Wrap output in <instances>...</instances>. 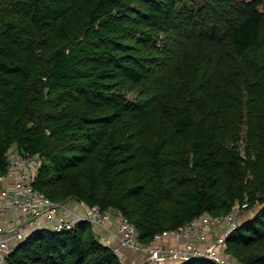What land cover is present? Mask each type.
Returning <instances> with one entry per match:
<instances>
[{
  "label": "trees",
  "instance_id": "trees-1",
  "mask_svg": "<svg viewBox=\"0 0 264 264\" xmlns=\"http://www.w3.org/2000/svg\"><path fill=\"white\" fill-rule=\"evenodd\" d=\"M263 4L0 0V173L13 146L39 155L37 189L121 212L143 244L248 201L227 252L264 264ZM8 261L124 264L87 221Z\"/></svg>",
  "mask_w": 264,
  "mask_h": 264
},
{
  "label": "built area",
  "instance_id": "built-area-1",
  "mask_svg": "<svg viewBox=\"0 0 264 264\" xmlns=\"http://www.w3.org/2000/svg\"><path fill=\"white\" fill-rule=\"evenodd\" d=\"M8 161V171L0 173V264H9L14 247L41 229L71 230L80 221L89 222L97 235L109 229L108 224L113 219L111 211L103 212L98 206L90 207L80 201L84 212L78 213L69 201L55 202L35 187L42 164L39 155H23L13 146L8 151ZM248 206L245 201L223 216L205 213L177 229L156 234L149 244L141 242L136 227L118 212L116 227L102 242L118 255L122 249L141 253L145 261L140 264H178L198 259L230 264L225 258L227 238L240 224L242 212Z\"/></svg>",
  "mask_w": 264,
  "mask_h": 264
},
{
  "label": "crops",
  "instance_id": "crops-1",
  "mask_svg": "<svg viewBox=\"0 0 264 264\" xmlns=\"http://www.w3.org/2000/svg\"><path fill=\"white\" fill-rule=\"evenodd\" d=\"M68 204L75 210L77 211L78 213H83L84 212V207H83V204L80 202V201H77V200H70L68 202ZM111 211V210H110ZM115 216L113 215V219L112 221L114 220ZM111 221V222H112ZM109 225V224H108ZM113 228V227H112ZM110 231L109 229L107 230H101L99 232L100 235H98V237L100 238L101 241H104L105 238H107L108 236H110ZM166 243H174V241H168V240H165ZM116 243H117V240H116ZM121 261L124 263V264H138V261L136 260V253L131 251V250H128V249H122V253L121 255H119ZM167 264H173L171 262H168Z\"/></svg>",
  "mask_w": 264,
  "mask_h": 264
},
{
  "label": "rangeland",
  "instance_id": "rangeland-1",
  "mask_svg": "<svg viewBox=\"0 0 264 264\" xmlns=\"http://www.w3.org/2000/svg\"><path fill=\"white\" fill-rule=\"evenodd\" d=\"M190 2L192 0H189ZM196 1H199V0H196ZM260 10L262 12H264V4L260 6ZM136 94H130V97L133 98L135 97ZM111 213L115 216L114 220L112 222L109 223L108 227H109V231L111 232L115 227H116V224L119 220L118 218V211L116 210H111ZM252 214V210L251 209H245L243 212H242V215H241V220L242 218H246L247 216H250ZM113 227V228H112ZM101 230V229H100ZM136 253V252H135ZM225 258L229 259L230 261V264H235L237 263L238 261L235 259V257H233L231 254L229 253H225ZM136 260L138 261V264H140L141 262H144L145 261V256L142 255L141 253H136Z\"/></svg>",
  "mask_w": 264,
  "mask_h": 264
}]
</instances>
